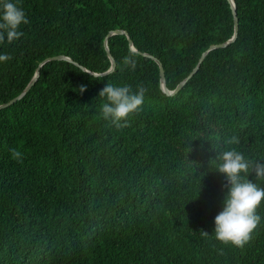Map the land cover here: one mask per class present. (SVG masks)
Wrapping results in <instances>:
<instances>
[{
    "label": "trees",
    "instance_id": "1",
    "mask_svg": "<svg viewBox=\"0 0 264 264\" xmlns=\"http://www.w3.org/2000/svg\"><path fill=\"white\" fill-rule=\"evenodd\" d=\"M235 2L20 0L0 105L40 74L0 108V264H264V202L243 248L200 233L227 191L217 153L264 162V0ZM145 53L170 90L204 57L168 94ZM108 82L146 89L126 126L100 113Z\"/></svg>",
    "mask_w": 264,
    "mask_h": 264
},
{
    "label": "clouds",
    "instance_id": "2",
    "mask_svg": "<svg viewBox=\"0 0 264 264\" xmlns=\"http://www.w3.org/2000/svg\"><path fill=\"white\" fill-rule=\"evenodd\" d=\"M28 22L20 0H0V44H10L18 40L23 35L21 26ZM9 58L7 53H0V62ZM125 62L133 69L136 67V62L131 56L126 57ZM79 91H85V86H81ZM145 93L143 85L132 91L131 86L127 84L108 82L99 92L100 113L115 127L126 126L127 117L143 105ZM225 143L231 145L238 143V140L233 136ZM11 153L13 158L22 157V153L17 149H11ZM211 166L224 174L227 191L224 194L222 209L214 217L212 234L205 230L200 233L204 237L212 235L223 244L243 248L261 221V216L256 210L264 202V186L257 181L264 180V162L250 161L236 148L229 147L217 153V157L211 161ZM250 176H255L256 179L253 180Z\"/></svg>",
    "mask_w": 264,
    "mask_h": 264
},
{
    "label": "water",
    "instance_id": "3",
    "mask_svg": "<svg viewBox=\"0 0 264 264\" xmlns=\"http://www.w3.org/2000/svg\"><path fill=\"white\" fill-rule=\"evenodd\" d=\"M231 1V3H232V6H233V8H234V13H235V15H236V2H235V0H230ZM238 31H239V21H238V18H237V16H235V32H234V34H233V36L229 39V40H227V41H225V42H223V43H221V44H216V45H213L212 47H217V46H225V45H227L228 43H230V42H232V41H234L235 39H236V37H237V35H238ZM125 31L124 30H122V29H116V30H114L113 32H111L110 34H112V33H124ZM109 34V35H110ZM108 35V36H109ZM129 39H130V43H131V47H132V49H136L135 48V46H134V44H133V41H132V39L129 37ZM106 47L108 48V43H107V39H106ZM145 54H147V53H145ZM147 55H149V56H151V57H154L153 55H151V54H147ZM109 56H110V58L112 59V62H113V64H112V66L110 67V69L108 70V71H106V72H110V71H112V70H114V68H115V59H114V57H113V55L111 54V53H109ZM65 56H63V55H56V56H53V57H48V59H59V58H64ZM203 57H204V55L201 57V59H200V61H199V63L197 64V66L189 73V75L187 76V77H185L179 84H178V86L176 87V89H174V90H170L167 86H166V83H165V70H164V67H163V65H162V63H161V61L159 60V59H157V58H155L158 62H159V64H160V68H161V76H162V87H163V89L168 93V94H174V93H176L185 83H186V81L196 72V70L198 69V67L200 66V64H201V62L203 61ZM47 59V60H48ZM39 74H40V71L38 70L37 72H36V74L34 75V77H33V79L31 80V82L29 83V85L19 94V95H17L16 97H14V98H12L11 100H9L8 102H6V103H3V104H1L0 105V108L1 107H4V106H7V105H10V104H12V103H14L15 101H17L18 99H20L28 90H29V88L31 87V85L36 81V79L38 78V76H39Z\"/></svg>",
    "mask_w": 264,
    "mask_h": 264
}]
</instances>
